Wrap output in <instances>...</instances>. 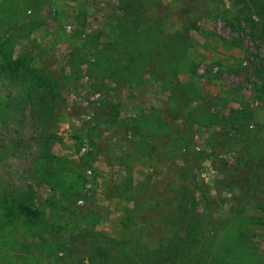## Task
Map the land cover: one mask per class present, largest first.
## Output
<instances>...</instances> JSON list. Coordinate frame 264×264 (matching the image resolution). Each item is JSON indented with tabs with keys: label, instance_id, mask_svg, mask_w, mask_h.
<instances>
[{
	"label": "rangeland",
	"instance_id": "1",
	"mask_svg": "<svg viewBox=\"0 0 264 264\" xmlns=\"http://www.w3.org/2000/svg\"><path fill=\"white\" fill-rule=\"evenodd\" d=\"M122 2L0 0V264H128L133 250L156 252L183 234L182 188L203 211L196 166L211 216L246 228L254 253L238 264H264V104L253 84L264 98V41L243 20L234 31L228 12H249L250 0H134L146 24L158 20L179 105L165 64L130 84L90 65ZM190 135L196 160L183 152ZM154 259L141 264H178Z\"/></svg>",
	"mask_w": 264,
	"mask_h": 264
},
{
	"label": "trees",
	"instance_id": "2",
	"mask_svg": "<svg viewBox=\"0 0 264 264\" xmlns=\"http://www.w3.org/2000/svg\"><path fill=\"white\" fill-rule=\"evenodd\" d=\"M122 3L123 7L127 10L115 16V26L111 33L112 40L109 37L110 39L108 38L105 41L106 45L102 47V51L100 52L94 51L93 49L89 51L90 65L92 63V68H97L98 64L102 68L106 76L104 75L100 79H106L109 76L108 78L115 83L130 84L142 82L144 79L151 77L155 71L162 69V66L165 64V80L170 84L172 95L174 99L176 98L177 104L179 105L181 99L177 91L174 76L175 62L173 60L170 61V59L165 60L158 52V46L164 43L156 31L158 20H153L151 25L146 24V12H139L142 8L137 11L133 4L134 0H123ZM246 7V10L249 12H245V14L239 12L240 15L237 13L236 15L232 11H228L232 13V29L237 32L241 31L239 26L241 20H243L250 28L252 39L264 41V0L258 2L256 0H250V3ZM254 17L257 20H254ZM1 70L2 67L0 65V75ZM244 71L246 80L251 82L248 78V71ZM163 83L165 84L164 81ZM253 84L259 101L264 104L261 84L257 82H253ZM165 85L168 84L166 83ZM50 93L55 96L53 90H50ZM192 139L193 137L190 135L187 142L191 141V143L186 148H183V152L196 160L199 154L194 150ZM58 166L68 168L70 163L62 159L59 160ZM196 167L195 190L198 192L201 201L204 202V205H202V213H196L194 208L187 206L188 203L194 201V198L191 199L189 196L191 192L187 194L184 192V188H182L179 191L181 200L178 206L177 212L179 215L175 220V226L181 229L183 234L177 236L175 233L169 239L162 237L160 248L156 252L146 250L142 253H137L138 250H133V254L137 255L136 259H130L128 264H141L143 260L153 262L154 258L159 262L170 258V260L174 263L178 262V264H238L239 258L242 260L245 259L244 257L250 259V254L254 252H252L246 240V233L243 234L246 232V228L241 226V224L232 225V220L230 219H217L211 216L206 191L207 185L201 176L202 174L199 168ZM17 210L27 219H39V214L32 205L19 204ZM218 228L224 229L227 232L224 239H215L218 233L215 237L212 236L214 230ZM123 242L126 243L125 241ZM135 242L138 241L132 238L131 246L134 244L139 247ZM140 255L143 256V259ZM106 263H110V261L106 260Z\"/></svg>",
	"mask_w": 264,
	"mask_h": 264
},
{
	"label": "built area",
	"instance_id": "3",
	"mask_svg": "<svg viewBox=\"0 0 264 264\" xmlns=\"http://www.w3.org/2000/svg\"><path fill=\"white\" fill-rule=\"evenodd\" d=\"M196 148V147H195Z\"/></svg>",
	"mask_w": 264,
	"mask_h": 264
}]
</instances>
